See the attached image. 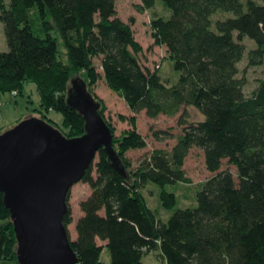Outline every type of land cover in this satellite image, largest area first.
I'll return each instance as SVG.
<instances>
[{
  "label": "trees",
  "instance_id": "1",
  "mask_svg": "<svg viewBox=\"0 0 264 264\" xmlns=\"http://www.w3.org/2000/svg\"><path fill=\"white\" fill-rule=\"evenodd\" d=\"M161 1L172 14L154 18L152 34L180 73L174 84L142 64L143 47L132 22L119 17L116 0H0L9 48L0 51V99L14 91L23 95L26 82H35L39 118L68 138L86 133L85 116L68 102L74 80L94 96L92 86L103 76L134 113L180 114L184 128L176 137L153 130L159 140L176 138L172 149L155 148L133 167L127 151L148 146L136 116L117 136L101 104L116 160L101 148L80 180L91 193L80 203L74 240L71 188L68 192L64 224L79 264H146L145 255L156 250L165 264H264V79L251 95L245 92L247 69L264 65V0ZM156 2L140 0L137 8L144 12ZM246 39L254 44L248 52ZM189 106L204 119L188 122ZM51 111L63 115L65 130L49 117ZM193 147L204 150L206 166L215 174L201 184L197 206L176 209L177 194L167 185L188 181L184 165ZM225 159L236 166L237 178L222 169ZM150 182L160 187L162 207L174 210L166 220L148 201ZM18 243L0 189V261L20 264ZM106 249L110 263L102 260Z\"/></svg>",
  "mask_w": 264,
  "mask_h": 264
},
{
  "label": "water",
  "instance_id": "2",
  "mask_svg": "<svg viewBox=\"0 0 264 264\" xmlns=\"http://www.w3.org/2000/svg\"><path fill=\"white\" fill-rule=\"evenodd\" d=\"M68 102L85 116L80 137L68 138L39 117L0 134V189L12 213L20 264H79L64 224L68 192L101 148L116 160L111 128L85 83L73 81Z\"/></svg>",
  "mask_w": 264,
  "mask_h": 264
},
{
  "label": "rangeland",
  "instance_id": "3",
  "mask_svg": "<svg viewBox=\"0 0 264 264\" xmlns=\"http://www.w3.org/2000/svg\"><path fill=\"white\" fill-rule=\"evenodd\" d=\"M140 0H116L118 15L126 22H132V27L135 32V38L143 47V52L140 54L142 64L151 69H159L163 79L170 84L178 81L180 73L174 68L173 61L168 55L165 45H156L153 37V28L151 22L156 17L170 18L172 12L164 5L161 0H157L154 7L140 12L137 5ZM134 20V21H132ZM60 41V49L65 50L62 39L58 32H55ZM247 52L254 47L252 41L246 39ZM8 44L6 40L4 23L0 19V51H7ZM247 56V55H246ZM100 58H96L98 71L103 75V69L100 66ZM247 66L245 58L241 64V69ZM248 84L245 88L247 95H251L253 90L258 86L261 79H264V65L250 67L247 69ZM94 96L99 100V104L104 107V117L107 122H111L115 127V135H121L125 130L132 127L130 117L137 118V127L139 131L147 138L148 146L144 149H131L127 151L126 156L132 162L133 167H137L148 153L155 148H163L171 150L176 143V138L157 139L153 130L170 131L176 137L183 132V125L179 124V116L160 115L156 118H151L143 110L139 113H134L130 110L125 99L113 89H111L104 77L101 76L97 83L92 86ZM0 133L3 134L7 130L16 126L20 121L31 117H40V114L35 110L41 104V96L38 91L37 84L28 81L25 84L24 94L6 93L0 99ZM189 117L188 122H197L204 119V115L195 107L187 108ZM49 117L52 118L57 125L63 127V115L57 111H51ZM188 181L179 182L177 184H168L167 189L177 194V208L195 207L197 206V192L202 188L201 184L212 177L215 173L208 170L205 162V152L200 147H193L186 158L184 165ZM231 169L237 178V168L235 165L224 160L222 169ZM159 185L150 182L145 187V193L151 207L158 212L163 220L173 213L174 210L167 212L161 205L159 199ZM91 193V187L84 181H78L71 187L69 196V205L72 209L73 222L69 225V233L71 239H76V223L82 216L80 203ZM99 243L102 241L99 240ZM160 250L153 251L144 257L146 264H165L163 259L159 257ZM102 260L110 263L111 257L106 249L102 254ZM0 264H17L15 261H0Z\"/></svg>",
  "mask_w": 264,
  "mask_h": 264
},
{
  "label": "built area",
  "instance_id": "4",
  "mask_svg": "<svg viewBox=\"0 0 264 264\" xmlns=\"http://www.w3.org/2000/svg\"><path fill=\"white\" fill-rule=\"evenodd\" d=\"M14 93H15V94H17V92H16V91H14V92H13V94H14ZM0 105H1V104H0Z\"/></svg>",
  "mask_w": 264,
  "mask_h": 264
},
{
  "label": "crops",
  "instance_id": "5",
  "mask_svg": "<svg viewBox=\"0 0 264 264\" xmlns=\"http://www.w3.org/2000/svg\"><path fill=\"white\" fill-rule=\"evenodd\" d=\"M76 225H77V223H76Z\"/></svg>",
  "mask_w": 264,
  "mask_h": 264
}]
</instances>
